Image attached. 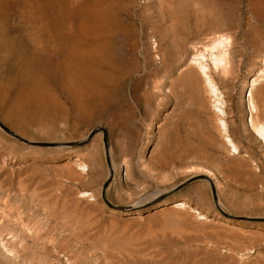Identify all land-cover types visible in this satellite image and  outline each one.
<instances>
[{"label": "rangeland", "instance_id": "obj_1", "mask_svg": "<svg viewBox=\"0 0 264 264\" xmlns=\"http://www.w3.org/2000/svg\"><path fill=\"white\" fill-rule=\"evenodd\" d=\"M251 118L264 0H0V264H264Z\"/></svg>", "mask_w": 264, "mask_h": 264}, {"label": "bare ground", "instance_id": "obj_2", "mask_svg": "<svg viewBox=\"0 0 264 264\" xmlns=\"http://www.w3.org/2000/svg\"><path fill=\"white\" fill-rule=\"evenodd\" d=\"M201 70L205 73L206 72V68L204 65H201ZM207 76V75H206ZM195 82L192 86L190 87H185L184 90H181L177 87V81L175 80V83L171 80H165L162 85V86H165L167 85L168 83H170V86H171V90L173 91L174 93V96H175V99L176 101H183L186 99V101L188 103H190V105H192V108L194 107L195 109L197 110H204L205 109V100H204V94L202 92V89H201V86L200 84L198 83L197 79L195 78L194 79ZM210 82V81H209ZM164 104L165 102L162 103V106L158 107L157 108V114H161L162 112H164L165 110V107H164ZM190 108V110L192 109ZM251 126L253 128V131L254 133L256 134V136L262 140H264V127H261L259 124V126L257 125V123L255 124V120H253V118H251ZM183 122V118L181 117L175 124V127H174V131H175V140L176 142L180 143L183 138L185 137V135L182 133V128H181V123ZM192 135V131L188 132L187 133V136L190 137ZM133 139V137H132ZM131 139V140H132ZM228 140H230L229 138H227ZM233 144V143H232ZM127 145V143H126ZM133 141L131 143L128 144V149L129 150H132L133 149ZM229 146V145H228ZM232 147H234L235 151L236 152V155H239L240 154V149L238 148V146L235 144L233 145ZM156 151V150H155ZM241 159V158H240ZM240 159H237L240 161ZM245 159H243V161L245 162ZM231 163V162H230ZM232 164V163H231ZM251 167V166H250ZM230 169H238V167H232V165H230L229 167ZM251 169V168H250ZM239 170V169H238ZM237 172V170H236ZM231 173V172H230ZM225 177V176H224ZM248 180L246 183H242V181H239L238 179H233L235 182H238V185L240 187L244 186V187H249L251 184H252V181L253 180H257L260 176L256 173H254L253 171H248ZM226 178L228 180H232V178L228 175H226ZM131 179V178H130ZM260 182V181H259ZM261 183V182H260ZM264 184V183H263ZM261 184V186L263 185ZM234 194V193H232ZM235 196H237V194L235 193ZM238 199V198H237Z\"/></svg>", "mask_w": 264, "mask_h": 264}, {"label": "water", "instance_id": "obj_3", "mask_svg": "<svg viewBox=\"0 0 264 264\" xmlns=\"http://www.w3.org/2000/svg\"><path fill=\"white\" fill-rule=\"evenodd\" d=\"M99 130H102L103 133H104V138H105V141H106V146H107V135H108V132L106 129H100V128H96L94 130H92L88 136V139H91ZM85 141H79V142H71L70 145H78V144H83ZM192 180V179H191ZM191 180L187 181V182H184L182 184H180L179 186H177L174 190H178L180 188H182L183 186H185L188 182H190ZM107 185H108V182L104 185V190H103V197L105 198L106 202L113 208H116V209H120V210H131L135 207H143V206H119V205H114L112 204L109 200H107L106 198V188H107ZM215 191V190H214ZM167 196V194H163L161 196H159L158 198H156V200H154L153 202H156V201H160L161 199L165 198ZM153 202H151L150 204H152Z\"/></svg>", "mask_w": 264, "mask_h": 264}]
</instances>
